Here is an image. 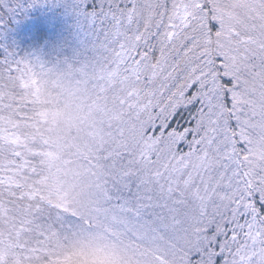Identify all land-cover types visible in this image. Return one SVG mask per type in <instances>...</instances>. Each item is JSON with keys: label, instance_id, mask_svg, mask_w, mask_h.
Listing matches in <instances>:
<instances>
[{"label": "snow or ice", "instance_id": "snow-or-ice-1", "mask_svg": "<svg viewBox=\"0 0 264 264\" xmlns=\"http://www.w3.org/2000/svg\"><path fill=\"white\" fill-rule=\"evenodd\" d=\"M68 7L73 60L0 45V264H264V0Z\"/></svg>", "mask_w": 264, "mask_h": 264}, {"label": "trees", "instance_id": "trees-1", "mask_svg": "<svg viewBox=\"0 0 264 264\" xmlns=\"http://www.w3.org/2000/svg\"><path fill=\"white\" fill-rule=\"evenodd\" d=\"M70 0H59L54 11L30 7L16 16V22L0 24V45L16 54H46L57 59L73 60L82 49V33L77 17L68 7ZM12 31L14 38L9 33Z\"/></svg>", "mask_w": 264, "mask_h": 264}, {"label": "clouds", "instance_id": "clouds-1", "mask_svg": "<svg viewBox=\"0 0 264 264\" xmlns=\"http://www.w3.org/2000/svg\"><path fill=\"white\" fill-rule=\"evenodd\" d=\"M55 264H114V262L103 254L81 256L77 251L63 253L55 259Z\"/></svg>", "mask_w": 264, "mask_h": 264}, {"label": "rangeland", "instance_id": "rangeland-1", "mask_svg": "<svg viewBox=\"0 0 264 264\" xmlns=\"http://www.w3.org/2000/svg\"><path fill=\"white\" fill-rule=\"evenodd\" d=\"M61 1V0H60ZM63 1V0H62ZM59 0H43L42 3H36L34 7L40 6V8L42 9H46L47 11H54L55 7L57 6L56 4H58ZM9 21L11 22H16V16L14 17H10L8 19H6L5 21ZM12 34V36H11ZM14 34L16 36V33H14L12 31V33L10 32L9 35L11 36V38H14ZM16 52V50H14ZM41 55V57L49 62H54L53 59L50 57V55H46V54H39Z\"/></svg>", "mask_w": 264, "mask_h": 264}]
</instances>
